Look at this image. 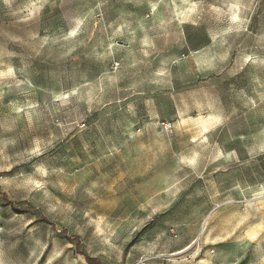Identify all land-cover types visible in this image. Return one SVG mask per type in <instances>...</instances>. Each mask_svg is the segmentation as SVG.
<instances>
[{
	"label": "rangeland",
	"instance_id": "obj_1",
	"mask_svg": "<svg viewBox=\"0 0 264 264\" xmlns=\"http://www.w3.org/2000/svg\"><path fill=\"white\" fill-rule=\"evenodd\" d=\"M0 264H264V0H0Z\"/></svg>",
	"mask_w": 264,
	"mask_h": 264
},
{
	"label": "trees",
	"instance_id": "obj_2",
	"mask_svg": "<svg viewBox=\"0 0 264 264\" xmlns=\"http://www.w3.org/2000/svg\"><path fill=\"white\" fill-rule=\"evenodd\" d=\"M75 240V243L78 245V246H80V241L78 240V239H74ZM89 260V262H91V259H88Z\"/></svg>",
	"mask_w": 264,
	"mask_h": 264
}]
</instances>
